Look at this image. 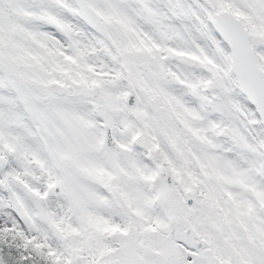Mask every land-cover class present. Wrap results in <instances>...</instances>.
Returning a JSON list of instances; mask_svg holds the SVG:
<instances>
[{
	"label": "snow or ice",
	"instance_id": "1",
	"mask_svg": "<svg viewBox=\"0 0 264 264\" xmlns=\"http://www.w3.org/2000/svg\"><path fill=\"white\" fill-rule=\"evenodd\" d=\"M0 264H264V0H0Z\"/></svg>",
	"mask_w": 264,
	"mask_h": 264
}]
</instances>
